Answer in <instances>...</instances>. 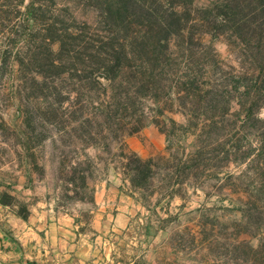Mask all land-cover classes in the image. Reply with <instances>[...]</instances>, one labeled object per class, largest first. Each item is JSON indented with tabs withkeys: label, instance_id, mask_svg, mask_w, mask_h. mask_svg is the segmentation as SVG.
<instances>
[{
	"label": "rangeland",
	"instance_id": "obj_1",
	"mask_svg": "<svg viewBox=\"0 0 264 264\" xmlns=\"http://www.w3.org/2000/svg\"><path fill=\"white\" fill-rule=\"evenodd\" d=\"M29 1L0 0V186L10 187L29 172L59 201L88 200L92 189L87 180L97 178L105 165L121 173L126 163L122 154H127L128 143L136 140L148 153L144 159L151 158L156 165L147 199L137 193L132 196L144 205V221L138 224L146 255L141 264H250L242 263L249 256L238 245L248 241L255 247L258 224L264 233V149L259 139L264 136V103L256 114L261 121L253 126L241 128L240 108L232 103L223 123L205 128L202 135L200 122L194 132L184 130L189 98H177L175 77L160 81L155 98L153 92H140L132 113L124 110L122 103L114 104L110 92L108 99L104 96L108 87L102 78L93 83L94 89L78 90L75 76L66 74L60 81L44 76L39 64H45L47 56L42 55L41 46L47 38L55 41L48 25L58 10L67 7L77 23H89L96 7L88 0H35L45 12L38 24L31 25L26 9ZM213 1L195 0V4L201 7ZM213 47L218 54L216 72L228 74L232 68L236 73V62L226 43L216 41ZM180 67L178 76L186 71L182 63ZM117 86L116 81L114 88ZM227 99L221 101L226 103ZM78 104L84 120L91 123L86 128L91 136L76 131L78 114H68V107ZM107 113L109 121L104 118ZM157 122L167 133L172 132L174 144L166 142L162 134L161 151L152 144V135L143 132L152 126L160 133L154 124ZM135 128L140 131L131 134ZM214 129L230 133L207 148L203 141ZM232 135L240 139L242 150L237 155L227 153ZM204 145L201 157L191 158ZM179 163L181 173L175 178L171 174ZM73 177L74 182H70ZM82 177L86 178V188H82ZM27 199L2 194L6 203L17 205ZM246 205L251 213L244 219L241 209ZM25 211L26 207L22 214L27 215ZM132 252L127 248L122 256L129 259Z\"/></svg>",
	"mask_w": 264,
	"mask_h": 264
},
{
	"label": "trees",
	"instance_id": "obj_2",
	"mask_svg": "<svg viewBox=\"0 0 264 264\" xmlns=\"http://www.w3.org/2000/svg\"><path fill=\"white\" fill-rule=\"evenodd\" d=\"M88 1L96 7L91 22L77 23L67 7H61L55 19L49 22L48 26L52 27L49 31L54 33L55 41L43 40L42 55L47 58L45 64H39L42 67L40 74L49 78L53 76L58 81L66 74L75 76L79 79L78 90L84 87L94 89L93 83L102 78L108 87L104 89V96L108 99L110 92L114 104L122 103V108L132 113L134 99L140 92H153L152 98H155L160 81L175 77L177 98H189L184 130L194 132L200 122L202 135L205 128L213 129L223 123L232 103L240 108L241 128L261 121L256 114L264 103V0H214L201 7L196 6L195 0ZM26 9L28 23L36 25L42 20L45 10L35 0L29 1ZM216 41L228 46V53L236 62V73L232 68L228 74L216 72L218 54L213 47ZM52 45H55L54 50ZM180 63L186 71L178 76L182 69ZM116 81L118 86L114 88ZM223 97L229 98L226 103L221 101ZM68 114H78L80 118L74 119L76 131L91 136L86 130L91 123L84 120L79 104L68 107ZM104 118L110 120L108 113ZM154 124L166 137V142L173 146L172 132L167 133L158 122ZM171 124L175 126L173 121ZM139 131L140 128H135L129 132L135 134ZM214 131L207 132V139L203 141L207 148L230 133ZM262 138H259L260 146L264 149ZM229 142L230 151L227 153L239 154L242 150L238 145L240 139L232 135ZM204 149L205 145L199 147L191 158L201 157ZM122 157L126 163L121 174L129 183L130 196L137 193L147 199L149 181L153 179L156 166L154 160L141 158L132 151L123 153ZM181 164L171 174L173 177L180 176ZM70 182H74V177ZM81 184L86 188L85 177L81 178ZM248 206L241 209L244 219L251 213ZM24 210L22 206L20 212ZM152 212L156 214L154 210ZM256 228L260 233L255 247L248 241L238 245L249 256V260L242 263L264 264V233L259 224Z\"/></svg>",
	"mask_w": 264,
	"mask_h": 264
},
{
	"label": "crops",
	"instance_id": "obj_3",
	"mask_svg": "<svg viewBox=\"0 0 264 264\" xmlns=\"http://www.w3.org/2000/svg\"><path fill=\"white\" fill-rule=\"evenodd\" d=\"M149 128L144 135H152V144L161 151L164 136ZM128 144L141 158L148 154L138 141ZM98 173L87 180L92 195L82 201L51 197L29 172L10 187L0 186V264H141L146 255L138 224L144 221V205L129 195L120 172L105 165ZM4 192L28 201L6 203ZM130 247L133 252L126 259L122 255Z\"/></svg>",
	"mask_w": 264,
	"mask_h": 264
}]
</instances>
